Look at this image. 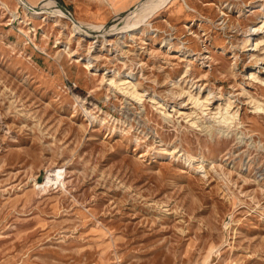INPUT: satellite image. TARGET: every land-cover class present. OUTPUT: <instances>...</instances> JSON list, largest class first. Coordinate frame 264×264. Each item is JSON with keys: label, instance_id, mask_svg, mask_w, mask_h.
<instances>
[{"label": "rangeland", "instance_id": "1", "mask_svg": "<svg viewBox=\"0 0 264 264\" xmlns=\"http://www.w3.org/2000/svg\"><path fill=\"white\" fill-rule=\"evenodd\" d=\"M22 1L0 0V264H264V0ZM131 71L141 102L110 84ZM230 94L238 135L208 132Z\"/></svg>", "mask_w": 264, "mask_h": 264}, {"label": "bare ground", "instance_id": "2", "mask_svg": "<svg viewBox=\"0 0 264 264\" xmlns=\"http://www.w3.org/2000/svg\"><path fill=\"white\" fill-rule=\"evenodd\" d=\"M20 3L23 2L25 5H27L24 1L22 0H18ZM155 0H153L154 2ZM158 1L157 0V3H153L154 5H150L146 10H145V14H143L141 17H145L147 15L150 14V12L156 8L158 6ZM56 2H54V0H51V1H47L43 4H40V6L44 5V8L46 10H51L52 12H56L58 13L59 15H63V14H67L69 15L68 12H66V10L63 8V6L58 2V4L56 5L55 4ZM147 3H150V2H147ZM2 4V3H1ZM4 6L8 9L9 8V4H7L6 2H3ZM143 4V3H142ZM152 4V2H151ZM29 5L25 6L26 8H29L28 7ZM146 8V7H145ZM30 10H32L33 14H38L39 12L35 9L37 8H29ZM135 11L134 10H131L128 12V14L126 15V17L128 16H131V15H135L134 14ZM57 14V15H58ZM140 18V16L138 17ZM140 19H143V18H140ZM141 21V20H139ZM261 21L263 22V24L259 27H255L254 28V31L252 33H250L248 35V38L246 39L245 43H247V45H251V48L249 50H256L257 49V46H259V41L257 42H253L252 40V35H255V34H258L259 31H262L264 29V13L261 17ZM81 28V25H78V24H75L74 25V30H77V29H80ZM104 29V28H102ZM252 29V28H251ZM140 30V29H139ZM111 31V30H110ZM251 31V30H250ZM90 35V34H89ZM257 39V38H255ZM243 43V45L245 44ZM247 48V47H246ZM247 50V49H246ZM71 53V51H70ZM260 56V55H259ZM209 57V56H208ZM191 58V57H190ZM259 60V59H258ZM91 60L88 59L87 61V66H90L91 64ZM114 72V75L116 74V71H113ZM118 72V71H117ZM94 73V72H93ZM103 74V73H102ZM112 74V73H111ZM127 75L126 76H122L119 80V82L115 79V76L112 77L111 75V78H109L110 80V84H114L117 88H119L120 90L124 91L126 94H129L132 98L130 99H133V100H138V102H141L144 100V96L145 94L142 92H140L137 88L138 86V83L133 81L131 78L133 76V72H128L126 73ZM258 75V72L256 71V68H252L251 69V73L249 75L250 78H257ZM120 76V75H119ZM259 77V76H258ZM193 87V86H191ZM184 88V87H183ZM182 88V89H183ZM197 88V87H196ZM185 89L182 90L181 94H185L186 91H184ZM203 92V89L201 88V86H199L197 88V91L196 93H192L191 91H189V97L190 99L192 100L193 104H195V111L192 112V113H189V116L193 115V114H196V115H199V111L198 110H201L202 112L205 113V111H207L208 109V105L211 104L213 102V98L216 96L214 95V92L211 90V89H208V92H207V97H204L205 99L202 100L201 98V93ZM205 94V93H204ZM180 95V94H179ZM219 96V95H218ZM232 94L228 95V96H222L220 95L219 98H217V100H225L226 103L223 104V102L221 104H219L216 108H211L212 110L209 112V114H212L213 113V121L212 123H209L210 125H205L204 128L208 130V132L212 133V131L214 129H216L218 132L220 133H223V134H226V135H230L232 132H236V130H231L232 127H235L236 126V123H239V122H236V117H237V113H238V109H236L235 111H233L235 108H233V101H232ZM151 99H154V97H151ZM154 103H156V100H153ZM161 103V102H160ZM254 103H255V108L258 112H264V103L261 102L260 100H254ZM168 104V103H166ZM166 112V111H165ZM182 113L184 114V112L182 111ZM92 118H95V116H91ZM199 118H202L201 116L200 117H194V118H191L189 119V121H191V124L192 125H196L197 126H200V124H197V120H199ZM203 126V124H202ZM216 131V132H217ZM239 132H236V136L238 135ZM240 134H243V132H240ZM212 135V134H211ZM242 139V137H239ZM244 138V137H243ZM242 141V140H241ZM175 151L178 153L181 151V149H179L178 147L175 148ZM184 155V154H183ZM183 159L185 160V163H193L194 161L198 160L200 157H198V155L196 154H193V153H188L186 154L185 156H182ZM202 157V156H201ZM204 160V159H203ZM202 160V161H203ZM188 165V164H187ZM197 166V165H196ZM200 168L198 169V171H202V169L204 168V165H200L199 166ZM59 170H53V169H49L48 170V174H47V179L50 180L49 178H54V175L56 176H59L60 174L57 172ZM64 184V182H62ZM35 185H37V182H35ZM45 186V185H44Z\"/></svg>", "mask_w": 264, "mask_h": 264}]
</instances>
